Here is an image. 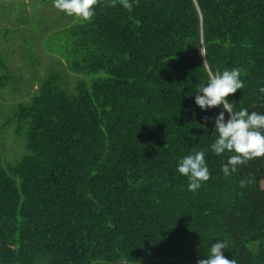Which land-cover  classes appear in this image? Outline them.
<instances>
[{
  "label": "trees",
  "instance_id": "obj_1",
  "mask_svg": "<svg viewBox=\"0 0 264 264\" xmlns=\"http://www.w3.org/2000/svg\"><path fill=\"white\" fill-rule=\"evenodd\" d=\"M1 1L18 3L16 26L36 16ZM62 15L47 32L65 42L61 64L15 91L28 100L1 126L27 154L0 162V264H197L215 240L264 264V157L225 176L230 154L210 150L222 106L194 103L236 67L244 87L227 99L264 113V0H97L89 20ZM200 150L210 178L188 191L177 163Z\"/></svg>",
  "mask_w": 264,
  "mask_h": 264
},
{
  "label": "clouds",
  "instance_id": "obj_2",
  "mask_svg": "<svg viewBox=\"0 0 264 264\" xmlns=\"http://www.w3.org/2000/svg\"><path fill=\"white\" fill-rule=\"evenodd\" d=\"M96 2L97 0H53V7L68 16L89 20L94 16ZM201 55L203 56L202 50ZM205 64L206 59L203 65ZM240 75V69L236 67L211 73L207 83L200 86L194 95L195 105L203 111L222 106L214 120L212 133L215 134V139L210 150L217 156L230 154L221 169L225 176L237 172L238 166L250 159L264 157V113L249 112L247 108L236 110V103L227 99L244 87ZM259 92L264 94V87ZM176 170L187 177L188 191L199 189L210 178L203 150L182 157ZM244 184L241 181V187ZM215 241L211 244L209 253L204 259L198 260L197 264H237L235 259L225 258L223 250L227 248L226 242Z\"/></svg>",
  "mask_w": 264,
  "mask_h": 264
},
{
  "label": "rangeland",
  "instance_id": "obj_3",
  "mask_svg": "<svg viewBox=\"0 0 264 264\" xmlns=\"http://www.w3.org/2000/svg\"><path fill=\"white\" fill-rule=\"evenodd\" d=\"M17 7V2L0 0V77H9L0 86V162L4 168L15 164L27 154L24 137L16 135L15 126L1 128L17 104L28 100L26 92L17 94L15 91L35 83L36 72L40 77L47 78L54 65L61 64L60 59L66 53L61 48L65 42L47 33L50 30L55 33L67 22L63 12L53 7V1L46 5L42 0H29L28 9L36 14L31 16L29 25H14L17 22L14 16L16 13L19 15ZM9 11L13 12L7 20L5 14ZM12 75L15 79H12Z\"/></svg>",
  "mask_w": 264,
  "mask_h": 264
}]
</instances>
